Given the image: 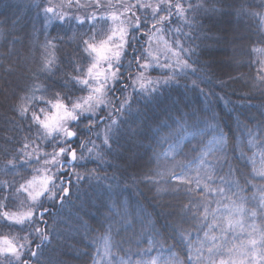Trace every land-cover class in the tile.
Masks as SVG:
<instances>
[{
	"label": "trees",
	"instance_id": "16d2710c",
	"mask_svg": "<svg viewBox=\"0 0 264 264\" xmlns=\"http://www.w3.org/2000/svg\"><path fill=\"white\" fill-rule=\"evenodd\" d=\"M39 2L40 0H0V181L15 182L17 187L20 183H24L22 177L30 179L32 176L44 172L42 152L51 153L53 147L45 149L44 141L31 143L27 151L32 153V162L26 164L23 168L12 169L8 162L14 159V154L19 155L18 150L22 147V144L28 142L25 137H31L33 140L36 137L35 128L33 127L32 131L29 132V124L17 120L12 111V106L19 102H25L26 106H31L32 111L38 112L45 105L38 102L33 103L30 99L21 101L20 98L25 96V92L21 90L31 89L32 91L28 95L34 94L37 98L42 95L45 98L54 96L56 92L61 90L60 86L65 83L67 77L72 74L73 65L70 64V60H76L79 54L75 48V41L70 40L73 32L76 31L75 23L62 26L67 35H64V32L60 29L53 30L52 26L49 25L47 31L51 32V36L55 37L59 33L63 41L62 44L57 45L59 52L54 50V69L59 70L55 72V76H52L51 79H46L47 74L40 73L39 65L42 62V54H44L42 44L45 36L32 31L33 25L39 29L43 23V12L41 11L38 15V9L35 7V4ZM61 2L62 0H53L55 4ZM113 2L118 1L114 0ZM129 2L135 3L136 0H129ZM171 2L174 4L176 0H171ZM189 2L196 4L198 0H184L185 8H187ZM80 3L87 5L90 1L80 0ZM261 5H264V0H224L223 4L215 5L217 9L215 13L208 11L205 15L204 11L201 10V14L197 16L198 20L203 21L207 33L206 38L201 35L200 39L196 41L201 45L200 51L204 52L200 59L202 63L206 62L211 65L210 68L204 69V73L214 74L210 83L207 82L206 77V82L200 83L199 88H203L205 92H208L211 88L217 95L221 96L226 94L227 99L241 113L240 119L248 124L249 128H253V135L249 136L245 130L243 137H241V133L237 129L236 113L231 110L227 102L218 100L209 106L204 101L203 96L200 95L199 89L185 91L181 87L166 93L159 98L157 103L148 105H145L143 99H136L133 100L131 109L121 111L115 106V114H110L108 107H102V111L98 110V116L110 117L104 119L106 122L117 117V125L120 128L118 141H110L114 152L105 156L109 166L101 168L96 173L101 177L107 176L109 179H81L77 182L74 173L84 174L86 170L96 169L98 163L95 159L80 160L81 151L87 157L89 155L87 149L91 148L94 149V155V145L100 146L102 144L106 131H100L95 127L96 120L95 123L90 120L72 122V128L74 127V130L78 133V136L74 138V147L77 151V163L80 166L65 171L62 168L59 169L64 173L62 177L64 181L65 175H69L71 178V194L67 198V202L61 207L59 197L56 199L55 204L49 201L45 205L48 212L43 217L46 223L39 222L28 229L29 232H34L35 227H39L44 236L48 237L43 244H41L40 237H37L36 243L31 245V251L40 252V255L34 258L33 264H36V261L39 264H93V257L96 261L100 243L106 236L116 253L131 256L143 255L147 259H158L160 263L170 259L169 247L177 243L181 244L183 255L175 247L171 251L176 252L183 260L188 254V240L192 242L193 253L197 248L196 246L204 241L203 255L206 257L208 256V247L212 243L232 247L233 245L239 246L242 241L246 242L253 237L259 240L260 232L264 231V211L259 210H257L255 217L246 214L243 217V228H237L235 232L222 234L217 228H213L212 234L217 236L216 241L205 240V231L208 230L209 224L215 223L211 216L199 225L194 221L184 223L183 227L190 232L188 240H174L172 238V225L178 222L176 215L178 204H187L188 200L177 201L171 195L161 194L157 196L155 187L145 184L142 180H138L135 187L129 184L128 190L121 196L122 200L128 202L129 210L135 216L136 223L132 227L123 226L119 229V235H113L108 231L107 223H105L104 218L108 213L102 205L103 201L109 198L110 193L106 192L105 189L108 188L110 183L113 188L116 187L117 183L120 188H124L126 183L124 177L131 172H146L148 169L156 167L153 150L162 154L169 145L157 144L155 139L146 138L149 135L148 129L155 128L160 121L171 124L168 115L170 114L173 118L176 115L172 101L179 98L182 102L180 105L182 111L197 110L196 128H189V136L182 142V145L187 146L184 148L187 158L192 159L197 156L200 149L196 151H191V149L200 140H203L204 144L207 145L209 141H216L219 138L217 132L214 131L218 125L220 131H223L227 136L234 137L235 143L241 146L244 153L243 158H241L239 151L233 153L230 146L231 142H229L227 145L229 148L228 157L234 168L237 163L242 166L241 170L248 183L245 184L244 180L237 175L228 177V184H222L219 180L214 183H221L222 187L231 188L232 192H236L243 199L246 209H256L259 197L262 194L261 189H264V176L254 173L251 161L255 152H258L261 160H264V132L260 131V125L264 124V85L259 80V77L264 75L259 71L260 61H264V42H261L264 39V18L250 16L247 13L250 11L264 13V7H261ZM241 6L244 8V13L238 14L237 9ZM205 8H207V5H205ZM57 11H64V9L58 8ZM68 11L83 18L85 13H91L93 9L91 7H81L77 10L73 7ZM187 15L191 17L195 13L188 12ZM175 26L176 24H172V27ZM188 30L187 27L184 28L185 32ZM143 31L141 29V32ZM136 35L139 37L140 33H136ZM136 46L139 48L141 44ZM144 48L148 49L146 45ZM253 49L259 51H253ZM132 52L133 49L129 48V56L125 58V63H127V59L131 58ZM56 57H59V59L57 60ZM143 62L141 61V63ZM79 63L77 61V65ZM84 66L87 67V61L84 62ZM153 66L155 67V65ZM7 69L11 70L8 71ZM130 72L132 76L137 74L135 67ZM146 74L154 80L159 75V69L157 68L155 71L148 70ZM128 76L129 73L126 72L125 77ZM230 76L232 79H229ZM193 79H195L194 76H189L187 80L182 79L181 84L187 83L191 86ZM219 79L227 81L225 88H219ZM127 82L131 83V80ZM45 84L48 85L47 91L43 88ZM136 89H139L137 84L135 89L132 87L127 88L125 95L131 97ZM63 91L68 92L69 90L64 89ZM70 94L72 99L75 100L77 97L84 96L85 90L80 91L79 86L73 87ZM115 95L120 97L121 94L116 92ZM185 104L188 105V108L183 107ZM138 108L139 111H137ZM28 115L30 118L31 111ZM213 115L216 116L215 121L210 119ZM128 122L132 128L131 131L123 130L124 125ZM189 123L192 122L189 121ZM89 124L92 125V131L87 130ZM193 131L197 132V135H191L190 133ZM97 132H99V137H97ZM89 141L93 143H89ZM81 144H87V148L81 149ZM38 147L41 151H35ZM211 147L215 155H219L222 151L216 143ZM149 157H152V163L148 162ZM46 158L50 159L51 157ZM21 159H25V157L20 156L16 163L19 164ZM176 159L185 160V155H178ZM207 159L215 163L214 155H209ZM161 162L163 163V156H161ZM199 164L200 160L195 159L190 169H187L188 175L197 176L196 167ZM51 170L53 172L57 171L55 168ZM176 171L179 172L180 169L177 168ZM226 172L227 165L220 174L224 175ZM113 174L117 179H111ZM153 179L159 178L153 177ZM231 182L239 183V187H232ZM192 187L195 189L196 185L193 184ZM77 188L80 190L79 192L76 191ZM229 196H231V200L209 193L207 196L208 206L211 209H219L218 215H226L228 209L223 205H231L232 200H237V196H232L231 192H229ZM111 198L114 200L115 196ZM24 199V195L17 197L14 210L28 209L27 204L23 203ZM197 199H200L199 194ZM217 199L221 201L220 204L216 203ZM200 211L203 213V207ZM37 219L38 221L40 219L38 212ZM149 221L155 223L156 231L161 233L160 236L156 237L160 243L155 245L148 244V240L154 235ZM254 228L255 231H253ZM0 235L24 236L27 235V232L17 233L16 229L10 230L0 227ZM121 237H123L122 241ZM165 239L166 243L164 242ZM118 241H120L119 245H117ZM37 245H40L39 249ZM221 258L217 257V259ZM193 262H195V258Z\"/></svg>",
	"mask_w": 264,
	"mask_h": 264
},
{
	"label": "snow or ice",
	"instance_id": "6c2138e0",
	"mask_svg": "<svg viewBox=\"0 0 264 264\" xmlns=\"http://www.w3.org/2000/svg\"><path fill=\"white\" fill-rule=\"evenodd\" d=\"M224 0H198L196 4L188 3L187 8L184 6V0H176L173 4L171 0H158L153 5L152 3L145 2V0H136L135 3L127 2V0H118L117 4L104 3V0H90V3L83 5L80 0H62L61 3L55 4L53 0H40L35 4L38 9V15L43 12V23L39 29L33 25V33L45 36L43 47L47 51L49 47L59 52L58 44H62V38L59 33L57 36H51V32L47 29L49 25L53 30L60 29L64 31L63 25L75 23L76 31L73 32L71 41H75V48L78 50L76 60H70L73 65L72 74L67 77L65 83L60 86L61 90L56 92L52 97L45 98L43 95L39 98L35 95L29 96L28 93L31 89H22L25 96L21 97V101L32 100L33 103H40L46 107L41 108L39 112L32 111L31 106H26L25 102H19L12 106V111L17 120L21 123L27 122L29 124L28 131L31 132L33 127L36 130V137L33 140L31 137H25L28 142L23 143L22 147L18 150L19 155L14 154V159L8 163L12 169L17 167L23 168L26 164L32 162V153L28 152L30 144L33 142L44 141V148L53 147V151L48 153L42 152L41 158L44 162V171L47 173L50 169H57L56 172L43 175L38 178L32 176L31 179H24V183H20L17 187L15 182L9 183L8 181H0V227L8 229H16L17 233L27 232V235H0V264H33L34 258L40 255L39 251H31V245L36 243V238L40 237L41 244L48 239L47 236L41 232L39 227H35L34 232H29L28 229L37 225L39 222H44L43 217L48 212L45 205L50 201L55 204L56 199H61V207L71 194V178H68L69 186H65V181L62 179L64 173L59 171L60 168L68 167L73 168L78 165L77 151L74 147V138L78 136L77 131L71 130L69 122L90 120L95 123L94 116H98L97 109L100 105L105 104V97L111 95L109 104H113L121 111L131 109L133 100L143 99L145 105L157 103L159 98L163 97L166 93L175 91L181 87L185 91L192 89H199L200 95L203 96L205 102L209 106L214 101L225 100L231 110L236 113L237 129L243 137L246 130L249 136L253 135V128H249L241 119L239 113L231 101L227 99V95H217L215 91L209 88L205 92L203 88H199L200 83H210L214 74L204 73L205 68H210L208 63L201 62V56L204 55L200 51L201 45L196 43L201 35L207 37L203 21L198 20L197 16L201 14V10L206 15L208 11L215 13L217 9L216 4H223ZM207 5V8H205ZM75 7L79 10L81 7H91L93 12L85 13L83 18L80 15L71 14L68 10ZM264 7V5H261ZM64 9V11H57V9ZM116 9L115 11H109ZM123 9V11H119ZM101 11H109V15H99ZM188 12H193L195 15L188 16ZM238 14L244 13V8L241 6L237 9ZM250 16H261L264 18V13L248 12ZM112 22V27L109 31L105 32V38L97 42L99 32L105 31V26L108 22ZM172 24H176L172 27ZM187 27L189 30L184 31ZM86 29V30H85ZM141 29L144 31L141 32ZM164 32L165 35L170 37V41L164 42V48L161 49L163 54L168 57L165 61L161 62L159 56H153L149 49H145L143 45L139 48L136 45L145 35L148 41L151 42L153 37L158 33ZM136 33H140L138 37ZM51 37V38H49ZM87 37V38H84ZM163 40V37H160ZM264 42V39L261 40ZM132 48V56H129L128 49ZM175 49V51H173ZM253 51H259L253 49ZM174 58V62H173ZM58 60L59 57H56ZM235 59V57H233ZM79 61V65H77ZM87 61L85 68L84 62ZM141 61H144L141 63ZM62 62V61H61ZM238 63V61H236ZM55 61L49 59L47 56L39 65L41 74H47L46 79H51L55 76V72L59 69H54ZM261 67L259 71L264 73V61H260ZM155 65V67L153 66ZM135 67L137 74L131 75L130 70ZM159 69V75L153 80L146 75L148 70L155 71ZM10 71L11 69H7ZM128 72L129 76L126 78L125 73ZM203 73V74H202ZM189 76H194L195 79L191 81V86L187 83L181 84V80H187ZM218 79V78H217ZM229 79H232L231 76ZM131 80V83L127 81ZM260 83L264 85V75L259 77ZM139 83V89H136L130 97L125 95L127 88L132 87L135 89L136 84ZM55 86V85H53ZM79 86L80 91L88 90L89 94L84 97H77L72 99L70 91L73 87ZM227 86V81L219 79V88L223 89ZM255 86V85H254ZM47 91L48 85L43 86ZM68 89V92L63 91ZM116 92L121 95L117 97ZM181 101L179 98L172 101V106L175 109V118L170 114L168 119L171 124L166 121H160L155 128L148 129V139H155L157 144H168V150L162 154L153 150V157H155L156 167L148 169V171H133L128 176H125L126 181L124 188H120L117 183L113 188L110 183L106 192L110 193L108 200L103 201V207L108 215L104 218L107 223L108 231L113 235H119V229L123 226L132 227L136 223L135 216L129 210L127 201L121 199V196L128 190V185L136 186L138 180H142L145 184H149L156 189V195H171L177 201L187 199V204H178L176 215L178 222L172 225V238L177 241L188 240L190 232L183 227L184 223L194 221L197 225L204 223L211 216L214 224H209L208 230L205 231V240L216 241L217 236L212 234V229L217 228L220 233L226 234L228 232H235L237 228H243V217L251 215L255 217L257 210L264 211V189H261L259 203L256 209H246L244 207L243 199L238 196L236 192H232L231 188H225L222 184H228V177L237 175L244 180L247 184L248 180L244 178L241 170L242 166L237 163L235 168L232 161L228 157V144L231 142V149L233 153L240 152L241 158L244 153L239 144L235 143L234 137L227 136L223 131L217 128L218 139L216 144L222 149L219 155L213 153L211 145L213 141L204 144L200 140L191 151L200 149L196 157L192 159L187 158L184 153L186 145H182L184 134H189V128H196V112L197 110L182 111L180 108ZM188 108V105H184ZM103 109H100L102 111ZM31 117L29 118V112ZM139 111V108L137 109ZM110 117H100L101 120L109 119ZM212 121L216 120V116L210 117ZM189 121L192 123L190 124ZM175 125V127H173ZM95 127L99 129V124L95 123ZM255 127V126H254ZM87 130L92 131V125H87ZM260 131L264 132V124L260 125ZM120 128L115 120L111 125L106 128V135L100 146H95L94 149H87L89 155L84 156L83 151L80 153V160L95 159L97 163L96 169L86 170L84 174L74 173L77 182L81 179L85 180H102L109 179V177H101L96 173L103 167L109 166L105 160V156L112 154L114 149L111 142L118 141ZM191 135H197L193 131ZM99 137V132H97ZM89 143H93L89 141ZM251 143V142H250ZM81 149L87 148V144H81ZM35 151H41L38 147ZM184 154L185 160H177L178 155ZM214 155L215 163L210 162L207 157ZM20 156L25 157L21 159L19 164L16 160ZM163 156V163L161 162ZM46 157H51L47 159ZM200 160L197 165V176L193 177L188 175L187 169H190L195 159ZM187 161V162H185ZM149 163H152V157H149ZM170 165V166H169ZM225 165H227V172L221 175ZM129 167L131 165H128ZM180 171L177 172L176 169ZM203 169V171H201ZM264 176V173H261ZM153 177L159 179L154 180ZM112 180L117 179L115 174L111 177ZM219 180L221 183H214ZM203 182V183H202ZM195 184L196 188L193 189L192 185ZM232 187L238 188L239 183L231 182ZM243 190V189H241ZM77 192L80 190L77 188ZM237 196V200H232L231 205H223L228 209L226 215H218L219 209H211L207 203V196L209 193H214L217 197L226 198L231 200L229 196ZM199 194L200 199H197ZM24 195L23 203L27 204L28 210L20 212L14 210L17 197ZM115 196L113 200L111 197ZM255 199V197H254ZM217 199L216 203L220 204ZM203 207L204 211L201 213L200 209ZM37 212L39 213V221L37 219ZM239 217V218H238ZM151 230L154 233L153 237L148 240L149 245L160 243L156 237L161 233L156 231L155 223L149 221ZM103 227V225H101ZM199 230V229H198ZM255 231V228L253 229ZM251 236V233L249 234ZM108 237H105L107 241ZM123 237H121V241ZM166 243V239L164 241ZM120 241L117 242L119 245ZM259 245V246H258ZM205 246L204 241L200 242V247L197 253L202 252ZM175 247L183 255V248L180 243L169 247L171 252L170 259L164 261L163 264H258L257 255L259 254V264H264V231L260 232L259 240L255 237L248 239L246 242H241L239 246L233 245L227 247L212 243L208 247V256L196 255L195 262H193L192 242L188 240V254L181 260L176 252H172ZM40 248V245H37ZM119 250V248H117ZM36 264H39L36 261ZM93 264L95 259L93 257ZM108 264H113L108 261ZM115 264H130L129 260H124L122 257H117ZM136 264H149L145 261H137ZM150 264H156L155 259Z\"/></svg>",
	"mask_w": 264,
	"mask_h": 264
},
{
	"label": "rangeland",
	"instance_id": "374dc122",
	"mask_svg": "<svg viewBox=\"0 0 264 264\" xmlns=\"http://www.w3.org/2000/svg\"><path fill=\"white\" fill-rule=\"evenodd\" d=\"M90 1V0H89ZM114 0H104V3L105 4H108L109 2H112V4H117L118 2H113ZM118 1V0H117ZM127 2H129V0H127ZM145 2H148V3H152L153 5H155L158 0H145ZM116 9H110L109 11H115ZM109 11H102L99 15H103V16H107L109 15ZM119 11H123V9H119ZM112 22L109 21L108 24L105 26V31H102V32H99L98 36H97V42H99V40L101 39H104L105 38V32L106 31H109L112 27ZM146 38L144 39V37L142 39H140L141 41H139L138 44H141L143 45V47L146 45L147 48L152 52V55L155 57V56H159L160 58V61H165L166 59H168L167 56H165L163 54V52L161 51V49L164 48V42L165 41H170V37L165 35L164 32H160L158 33L156 36L153 37L152 41L149 42L148 41V37L145 36ZM160 37H163V40L160 39ZM45 40V39H44ZM43 40V41H44ZM137 44V45H138ZM42 47H43V44H42ZM137 47V46H136ZM173 51H175V49H173ZM43 52L44 54H42V61L45 59V57L47 56L49 59H53L55 61V54H54V49H52L51 47H49L47 49V51L44 49L43 47ZM173 62H174V58H173ZM147 75V74H146ZM151 79V78H150ZM137 85H139V83H137ZM89 94L88 90L85 89V94L84 96H87ZM82 96V97H84ZM111 99V95L105 97V104L104 105H100L99 108L97 109V111L99 109H101L102 107L105 108V107H108L109 109V113H114L115 114V111H116V107L115 105L113 106V104H109L108 101ZM46 106H43L41 108H44ZM40 108V107H39ZM40 110V109H39ZM39 112V111H38ZM119 113V112H118ZM100 116H94V120H96V123L99 124V129L100 131H106V128L108 126L111 125L112 121L115 120L117 122V117L112 119L111 121H104V120H101L99 119ZM72 122L70 121L69 124H71ZM103 128V129H102ZM126 131H131L132 128L131 126L129 125V122L128 124L124 125L123 127V130ZM71 130H74V127L72 128L71 126ZM102 136H104L102 134ZM189 136V134H186L184 136V139L182 140V142L185 140V138H187ZM215 143V140H213V144ZM212 144V145H213ZM211 145V146H212ZM169 147V146H168ZM168 147L165 149L168 150ZM252 163H253V168H254V173L257 174V175H261V173H264V160H261V156L258 152H255L253 157H252ZM65 168V167H64ZM68 169H71V168H68ZM71 171V170H70ZM53 171L50 169L49 172H41L40 174H37L35 176H37L38 178L42 177L43 175H46V174H51ZM66 176V175H65ZM31 179V178H30ZM28 209H24V210H20V212H25L27 211ZM197 247V248H196ZM194 249V255H193V259L195 258L196 259V255L199 254V255H203L204 253V249L202 250V252L200 253H197V249L200 247L199 246H196ZM204 256V255H203ZM117 257H122L124 260H129L130 264H136L137 261H145V262H150L153 261L154 259H147L145 258V256L143 255H138V256H131V255H120L118 253H116L112 247V244L109 240V238L107 239V241L105 240V237L102 239L101 243H100V247H99V253L97 255V258H96V261H95V264H108V261H112L113 264H115V261L117 259ZM206 257V256H204ZM156 261V264H163V263H160L158 261V259H155ZM257 261H258V264H259V258H258V255H257ZM219 262V259H217V264Z\"/></svg>",
	"mask_w": 264,
	"mask_h": 264
},
{
	"label": "water",
	"instance_id": "95a60500",
	"mask_svg": "<svg viewBox=\"0 0 264 264\" xmlns=\"http://www.w3.org/2000/svg\"><path fill=\"white\" fill-rule=\"evenodd\" d=\"M67 169H68V167H66V168H62L63 171H65V170H67ZM68 178H69V175H66V176H65V184H66V186L69 185V183H68ZM38 216H39V213H38Z\"/></svg>",
	"mask_w": 264,
	"mask_h": 264
}]
</instances>
